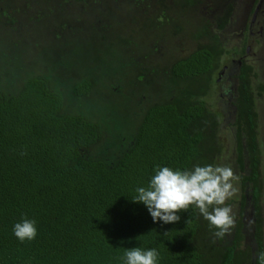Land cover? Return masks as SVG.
<instances>
[{"label": "trees", "instance_id": "trees-1", "mask_svg": "<svg viewBox=\"0 0 264 264\" xmlns=\"http://www.w3.org/2000/svg\"><path fill=\"white\" fill-rule=\"evenodd\" d=\"M177 1L187 8L206 0ZM203 19L193 38L209 43L164 69L167 99L142 113L121 149L116 145L110 150L99 122L65 111L63 93L46 77L30 75L13 93L1 90L0 79V264H122L123 252L134 246L156 248L158 264H251L246 262L248 249L239 250L248 233L246 219L253 225L250 237L257 249L253 264H264L260 150L250 88L252 79L260 80L258 69L243 58L246 39H235L240 21L231 9ZM94 22L96 31H101L99 25L108 27ZM230 58L240 59L241 66L234 103L235 168L225 165L238 171L239 199L227 245L229 231L216 238L194 206L178 212L176 222L154 223L131 198L136 187L146 186L156 166L183 170L223 164L218 133L224 115L213 87ZM258 86L263 89L259 81ZM90 89L91 82L82 80L72 83L66 96L85 98ZM245 170L248 175L241 174ZM247 187L250 214L244 210ZM22 217L36 222L31 241L21 242L12 234V225Z\"/></svg>", "mask_w": 264, "mask_h": 264}, {"label": "rangeland", "instance_id": "rangeland-1", "mask_svg": "<svg viewBox=\"0 0 264 264\" xmlns=\"http://www.w3.org/2000/svg\"><path fill=\"white\" fill-rule=\"evenodd\" d=\"M28 1L0 0L1 90L17 91L30 75L46 77L53 88L63 93L65 111L84 114L101 124L103 137L112 150L116 145L120 149L125 145L123 140L134 133L138 118L147 108L167 99L164 69L188 56L197 45L209 43L204 37L193 38L204 22L203 17L231 9L240 21L234 33L238 40L239 32L244 33L241 29L243 19L246 27L258 0H206L187 8L181 7L177 0ZM260 4L264 11V0ZM263 17L258 13L254 26L246 33L258 36L254 35V42L248 39V57L258 69L260 79H252L250 88L253 110L257 113L255 132L260 150L259 213L264 255V30L259 36L260 26L264 29ZM96 20L100 24L106 22L108 27L98 23L101 31H96L92 28L94 23L97 26ZM226 71H232L230 64ZM233 77L231 73L230 80ZM82 80L91 82L90 94L80 99L66 96L70 85ZM258 81L263 89H259ZM233 100L234 97H224L217 102L218 106L227 108L218 133L223 147L218 158L235 168ZM241 174L248 175V171ZM249 193L247 187L245 195L248 197ZM232 199L235 202L230 206L236 220L237 193ZM244 210L251 213L249 197ZM245 226L248 233L239 242V250L248 249L251 258L246 262L253 264L257 251L250 237L253 225L246 219ZM228 233L227 245L233 239V231Z\"/></svg>", "mask_w": 264, "mask_h": 264}, {"label": "clouds", "instance_id": "clouds-1", "mask_svg": "<svg viewBox=\"0 0 264 264\" xmlns=\"http://www.w3.org/2000/svg\"><path fill=\"white\" fill-rule=\"evenodd\" d=\"M146 186L135 188L132 202L141 203L152 221L172 223L179 220L180 211L194 206L215 229L213 235L222 238L234 224L232 207L226 203L238 191L239 177L225 164H195L190 169L156 166ZM12 234L19 241H31L37 235L34 219L22 217L12 225ZM156 248H126L122 264H158Z\"/></svg>", "mask_w": 264, "mask_h": 264}, {"label": "flooded vegetation", "instance_id": "flooded-vegetation-1", "mask_svg": "<svg viewBox=\"0 0 264 264\" xmlns=\"http://www.w3.org/2000/svg\"><path fill=\"white\" fill-rule=\"evenodd\" d=\"M260 1L261 0H258L256 3V6L254 7V9H252L251 17H250V20H249L248 25L246 27H245V23H246L245 21L246 20H244L245 18L243 19L241 29L243 30L242 32H244V33L239 32V40L246 39V41H245V47H246L245 52H246V54H245V57H243V58L246 59V57H247L248 58V59H246L247 62H251L249 57H248L249 56V47H250V42H248V39L252 38V41L254 42V40L256 38H258V36H256V33H248V35H247L246 32H249V30H251V28L254 26L255 19H256V16L258 13L260 15L261 14L264 15V11L262 10L263 6H261ZM260 29H261V31H259V36H262L264 29L262 28V26H260ZM254 35L256 36V38H254ZM236 37H237V35H236ZM228 64H230L232 66L231 72L226 71ZM240 66H241V60L240 59L230 58V59L226 60L221 67V71L218 72V74L215 78V81H214L213 89H218V91H219L217 98L220 99V101H221L224 99V97H227V98L228 97H234L233 107H234V103L236 102V100L238 98V75H239ZM231 73H233V76H234L233 80H230V78H229ZM217 98H216V101L218 102ZM220 107H222L221 111L224 115L223 116V118H224L225 114L227 113V108L224 107L223 105H221ZM235 117H236V109L234 107V120H235ZM234 141H235V138H234Z\"/></svg>", "mask_w": 264, "mask_h": 264}]
</instances>
